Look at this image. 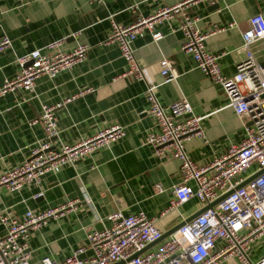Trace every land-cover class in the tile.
Returning <instances> with one entry per match:
<instances>
[{
  "label": "crops",
  "instance_id": "0c3cea01",
  "mask_svg": "<svg viewBox=\"0 0 264 264\" xmlns=\"http://www.w3.org/2000/svg\"><path fill=\"white\" fill-rule=\"evenodd\" d=\"M182 1H0V38L5 35L10 43L0 50V84L16 74V57L42 48L50 41L63 39L62 51L70 50L76 43L88 46L83 62L57 72L53 78L45 74L37 76L30 90L17 89L0 96V172L20 163L32 143L43 136L40 123H28L39 114L41 106L76 95L83 87L91 90L77 94L55 111L58 138L71 144L112 124L121 126L124 132L109 146L99 147L57 172L48 171L37 182L25 184L18 191L9 192L0 187V209H9L17 216L26 210L38 212L68 200H80L29 233L25 239L29 264H38L43 256L62 261L77 246L87 243V232L108 226L106 217L114 211L122 214L142 211L147 217L155 218L156 227L164 233L202 208L191 197L168 209L172 186L179 181V162L173 158L158 159L148 145L141 144L151 125L145 113V84L161 81L159 60L167 58L175 77L159 84L155 94L163 105L185 98L192 113L202 116L201 126L207 141L191 137L184 143L186 155L198 165L208 163L230 143L239 141L243 135L240 119L226 105L219 87L194 67L190 54L180 50L183 36L177 29V16L155 24L154 30L162 34L157 41H152L148 31L133 40L141 79L120 76L126 64L116 44L105 42L110 17L117 24L127 25L139 15L147 16L157 8ZM262 10L264 0H194L188 6L189 14L197 18L195 25L200 31L234 21L233 27L209 35L204 41L208 51L220 54L218 64L222 74L234 73L244 53L240 33L247 28L248 18ZM76 31L79 34L72 36ZM253 47L258 50L256 58L264 56L260 44ZM189 184L193 186L191 181ZM3 232L0 225V234ZM89 254L90 250L86 249L80 256ZM263 254L264 245L251 244L250 261ZM225 264L239 263L230 258Z\"/></svg>",
  "mask_w": 264,
  "mask_h": 264
},
{
  "label": "built area",
  "instance_id": "2783aa9c",
  "mask_svg": "<svg viewBox=\"0 0 264 264\" xmlns=\"http://www.w3.org/2000/svg\"><path fill=\"white\" fill-rule=\"evenodd\" d=\"M88 1L98 3L102 0ZM192 1L157 8L147 16H137L127 25L117 24L110 17V31L105 42L116 44L126 64L120 76L141 79L133 40L148 31L152 41H157L162 34L154 30L155 24L172 16L179 18L177 29L183 36L180 50L190 54L194 67L219 87L227 100L226 105L240 119L243 135L206 164L198 165L190 160L184 150L185 141L191 137L207 141L201 126L202 116L192 113L185 98L165 105L158 101L155 94L158 85L175 77L170 61L162 57L159 60L161 81L147 82L144 88L145 113L151 125L141 144L148 145L158 159L173 158L179 162V181L172 186L168 209L191 197L204 207L220 195L231 192L156 245L154 243V247L142 250L162 234L155 225V218L147 217L142 211L128 214L114 211L106 217L108 226L86 233L85 245L77 246L62 261L43 256L38 264H112L117 261H123L122 264H225L230 258L239 264H264V254L253 262L248 258L252 243L264 245V170L235 189L246 177L264 169V56L256 58L258 50L253 47L260 44L264 48V10L248 18L247 28L240 33L243 57L236 63L233 74L224 75L218 64L220 54L208 51L204 41L209 35L233 27L235 23L230 21L200 31L195 25L197 18L188 12ZM78 34L76 31L71 35ZM62 40L50 41L42 48L16 57L17 72L2 81L0 96L17 89L30 90L37 76L45 74L53 78L57 72L83 62L88 46L76 43L70 50L62 51ZM9 44L8 37L3 35L0 50ZM90 90V87H83L77 94ZM76 95L42 105L39 114L28 121L29 124L40 123L43 136L32 143L20 163L0 172V187L9 192L18 191L25 184L37 182L44 173L57 172L64 165L88 156L99 147L109 146L123 136L122 127L112 124L71 144L61 141L57 135L55 111ZM82 199L89 201L86 197ZM78 203L79 199L68 200L38 212L26 210L20 216L9 209H0V225L4 229L0 234V264H29L25 251L29 233ZM86 249L90 254L81 257ZM138 251L141 252L131 257Z\"/></svg>",
  "mask_w": 264,
  "mask_h": 264
},
{
  "label": "water",
  "instance_id": "95a60500",
  "mask_svg": "<svg viewBox=\"0 0 264 264\" xmlns=\"http://www.w3.org/2000/svg\"><path fill=\"white\" fill-rule=\"evenodd\" d=\"M213 6L216 8V7H218V4L215 3ZM262 170H264V169H260V170H258V171H256V172H254L253 174L249 175L248 177H246L242 182H240L237 186H235V189L238 188V187H240V186H242L243 184H245V183L248 182L249 180H251V179H252L253 177H255L257 174H259ZM230 192H231V191H228V192H226V193L220 195L219 197H217V198H216L215 200H213L212 202L208 203L207 205H205V206L202 207L201 209L195 211L194 213H192L191 215H189L184 221H180L179 223H177L176 225H174L172 228H170L168 231L162 233V234L160 235V237H159L156 241H154V242H152V243L146 245L142 250H145L146 248L150 247V246L153 245L154 243L160 241L162 238H164V237L167 236L169 233H171L172 231H174L177 227H179L180 225H182L184 222H186V221L192 219L193 217H195L196 215H198L200 212H202L204 209L211 207L213 204H215L216 202H218L219 200H221L223 197H225V196H226L227 194H229ZM142 250H141V251H142ZM141 251H138V252L134 253L131 257H134L135 255H137V254H138L139 252H141ZM131 257H129V258H131ZM129 258H128V259H129ZM122 263H123V261H117V262H114V263H112V264H122Z\"/></svg>",
  "mask_w": 264,
  "mask_h": 264
}]
</instances>
